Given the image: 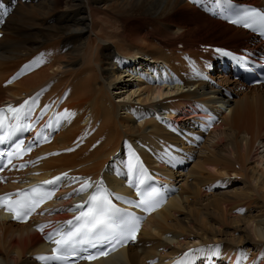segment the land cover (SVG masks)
<instances>
[{"label": "bare ground", "instance_id": "bare-ground-1", "mask_svg": "<svg viewBox=\"0 0 264 264\" xmlns=\"http://www.w3.org/2000/svg\"><path fill=\"white\" fill-rule=\"evenodd\" d=\"M3 3L8 0H0V7ZM8 9L1 12L8 20L0 38V83L34 53L45 55V65L11 87L0 86V103L53 79L50 93L58 91L72 115L63 119L67 129L47 149L67 145L89 125L95 128L89 143H100L87 156L79 157L78 150L51 157L42 168L66 170L79 165L80 172L89 174L101 168L122 139L136 137L143 138L153 153L166 152L169 143L184 140L185 131L196 130L191 125L206 110L198 102L223 118L211 131L221 137L215 149L208 147L209 139L201 144L207 154L189 169L179 196L148 219L135 245L91 264H147L153 258L156 264H167L170 256L189 253L194 238L203 244L200 249L211 253L210 260L222 264L264 259V167H256L253 153L254 143H264V84L245 86L230 76L229 69H214L206 79L194 75L187 80L186 92L159 108L165 118L156 125L145 113L154 114V100L172 91L149 86V76L134 78L136 70L159 62L167 48L177 49L178 42L183 44L180 51L198 53L201 45H221L225 40L231 46L264 50L261 41L188 0H20L10 16ZM126 76L135 79L128 89ZM141 142L132 143L136 154L150 159ZM176 171L164 168L178 181ZM224 175L232 178L231 185L238 182L237 187L207 193ZM242 207L245 213L238 212ZM45 250L40 236L27 225L0 220V264H39L35 256Z\"/></svg>", "mask_w": 264, "mask_h": 264}, {"label": "snow or ice", "instance_id": "snow-or-ice-1", "mask_svg": "<svg viewBox=\"0 0 264 264\" xmlns=\"http://www.w3.org/2000/svg\"><path fill=\"white\" fill-rule=\"evenodd\" d=\"M234 24H243L245 28H252L259 23L264 27V13L256 11H245L238 19L232 21ZM217 52H222L224 55H229L221 49ZM238 63H247L240 61ZM207 67V65H206ZM207 77H205L206 79ZM10 82V81H9ZM36 101L25 100L18 108L8 106L7 109L0 108V129L5 126L4 116L5 111L12 113V119L17 121L16 124L10 125L8 133L0 135V143L7 139H11L16 131H23V126L19 123L28 112L32 111ZM48 107V105H45ZM65 117L72 115L68 110L63 114ZM30 127V125H29ZM23 142L16 144V150L21 147ZM30 150V146L28 147ZM71 151V149H68ZM9 157L12 153H8ZM128 164L130 181L129 186L136 189V195L140 200L135 202L137 207L143 206L150 210L152 205L158 203L159 193L155 189L145 191L141 188L145 181L149 178L147 170L138 162ZM25 165L21 164L23 168ZM0 171H3L0 168ZM2 179V178H0ZM64 179H71L73 182L83 179V183L79 188L74 189V192L79 194L82 192L91 191L82 204H77L74 209L79 212V215L73 217L72 220L64 222V225L54 229L48 233L46 239L52 241L56 246L52 249L51 256H40L38 259L50 262V264H69V257H76L80 260H94L98 256L106 255L107 252L97 249L98 245L111 246L114 250L116 245L127 244L129 241H135L139 232V220L131 212L118 207L112 202L111 197L115 196L117 200H125L126 203H134L132 200L111 193L103 185V181L91 182L90 178L69 177L67 173H61L50 180L43 181L41 184L32 186L30 189L17 190L14 193H5L0 195V207H4L7 211L13 213V219H27L39 207L45 199H50L52 193L45 190L44 185H58ZM15 196V199H9ZM87 208V211L84 208ZM72 210V209H69ZM45 225H39L38 228L42 231ZM54 237H58L55 238ZM89 249L96 250L95 254L89 252ZM193 251V250H189ZM196 251H203L197 249ZM188 253H185L187 256ZM72 264H75L73 261ZM151 264V262H150Z\"/></svg>", "mask_w": 264, "mask_h": 264}, {"label": "rangeland", "instance_id": "rangeland-1", "mask_svg": "<svg viewBox=\"0 0 264 264\" xmlns=\"http://www.w3.org/2000/svg\"><path fill=\"white\" fill-rule=\"evenodd\" d=\"M12 0H10V2H11ZM212 41H217V42H219V40H216V39H213ZM225 43L227 44V45H229V44H231V42L230 41H225ZM222 44V43H221ZM243 46H245V45H243ZM142 62H144V60L145 61H149V59H140ZM140 60H138V61H140ZM135 63H134V65H138V62H137V60L136 61H134ZM130 65H132V63L130 64ZM124 70V69H123ZM124 80H126V81H124V83H127L128 84V87H127V89L131 86V84L132 83H134V81H135V79H129V77L128 76H126V77H124ZM126 84V85H127ZM215 133H217V135L216 134H212V132L210 133L211 135H209L210 137H209V141L207 142V145H209L208 147L210 148V149H215V147H216V144H217V142L220 140V138L221 137H219L218 138V136H219V134H218V132H215ZM216 135V136H215ZM218 138V139H217ZM264 143H262V142H260V144H259V142L258 143H254L253 145H254V149H253V153H254V157H255V159H256V163H255V165H256V167H260V168H262V167H264V145H263ZM202 150V151H201ZM207 154V150L205 149V147H202L201 146V149H200V152H199V155H197V158H196V160H194L193 161V163L191 164V166L189 167V169H191V167L193 166V164L198 160V157H200V158H202L203 156H205ZM260 159L262 160L261 162H259L260 161ZM181 172V173H180ZM189 172V170L185 173V172H183V169H178L177 171H176V179L178 180L177 182H181V184L183 183V181H184V178L186 177V175H187V173ZM180 173V174H179ZM180 175V176H179ZM224 177H225V175H224ZM232 178H230L229 180H231ZM237 179H238V177H237ZM230 183V184H229ZM228 184H227V186H226V188H221V187H217V185H215L213 188H215L212 192H218V191H220V190H227V189H232L233 187H237V183L238 182H235L234 183V185L232 184L231 185V182H229ZM245 213V212H244ZM243 214V213H242ZM194 242H196V243H194ZM194 243V244H193ZM196 244H200V242L198 241V239L197 238H194V239H192V241H191V243L189 244V247H191V246H193V245H196Z\"/></svg>", "mask_w": 264, "mask_h": 264}]
</instances>
